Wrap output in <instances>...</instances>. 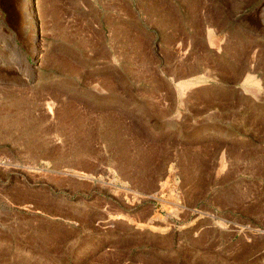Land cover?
<instances>
[{"label": "rangeland", "instance_id": "obj_1", "mask_svg": "<svg viewBox=\"0 0 264 264\" xmlns=\"http://www.w3.org/2000/svg\"><path fill=\"white\" fill-rule=\"evenodd\" d=\"M19 1L0 0V264H264V0Z\"/></svg>", "mask_w": 264, "mask_h": 264}, {"label": "bare ground", "instance_id": "obj_2", "mask_svg": "<svg viewBox=\"0 0 264 264\" xmlns=\"http://www.w3.org/2000/svg\"><path fill=\"white\" fill-rule=\"evenodd\" d=\"M23 1H24V3L26 2V0H23ZM16 20H17V25H18V34L22 35L23 40H24L25 45H26L25 46L26 49L30 50V53L32 54L34 59L40 60V58L42 56V52L44 51V44H43V40L40 37V35L37 34V31L39 30L38 29L39 26H38V22H37V15L34 14L33 8H29L25 13L20 12V14H18L16 16ZM208 32H209V38H210L211 45H213V44L216 45L215 40H213L214 38L212 35V30L209 29ZM125 55H126V53H125ZM62 63L65 67L69 68L70 70H72L74 72L77 70L78 65L74 64L70 60H64V61H62ZM65 70H67V69H65ZM53 106H54V103H52L50 107H52V109H53ZM50 112H51V110H50ZM140 227H142V226H140ZM160 230H162V229H160Z\"/></svg>", "mask_w": 264, "mask_h": 264}]
</instances>
